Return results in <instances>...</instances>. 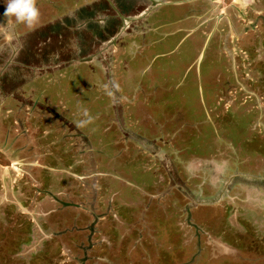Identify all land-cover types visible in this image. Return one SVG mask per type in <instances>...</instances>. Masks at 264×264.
<instances>
[{
  "label": "rangeland",
  "instance_id": "obj_1",
  "mask_svg": "<svg viewBox=\"0 0 264 264\" xmlns=\"http://www.w3.org/2000/svg\"><path fill=\"white\" fill-rule=\"evenodd\" d=\"M108 1L102 11L97 8L100 0H37L38 23L17 25L13 31L0 0V129L6 131L0 133V264H264V0H206L200 7L208 12L202 21L211 18L213 23L209 30H229L226 42L233 48L226 57L220 54L227 48L217 30L203 44L201 29L187 27L182 10L171 3L147 18L159 27L139 22L132 29L127 26L126 32L136 28L139 34H129L132 44H119L114 26L106 36L101 30H108L105 20L111 9L131 13L135 0ZM195 1L181 0L186 12L199 9ZM142 31L149 33L145 38L151 46L138 53L145 45ZM11 45L13 50L7 52ZM95 73L104 74L107 85L95 82ZM111 76L124 77L117 86ZM130 100L139 103L133 102L132 110L145 117V133L126 115L124 106ZM236 117L239 124L245 121L249 133L244 141H249L252 157L258 155L254 161L261 162L260 170L246 164L253 158L232 137H220L216 150L223 161L214 163L213 153L212 162L204 159L202 170L193 159L181 162L177 157L181 152L186 158L194 143L193 154L204 155L213 135ZM140 139L169 142L168 149L162 145L146 150ZM28 142L35 146L27 148ZM97 146L104 151L96 158ZM106 150L114 154L115 165L133 166L126 175L133 181L131 189L106 176ZM14 158L18 161L13 166L22 163L17 172L9 165ZM182 164L190 173L180 174ZM200 171L195 180L191 173ZM205 183L212 184L207 193L202 190ZM189 188L192 195L201 190L196 196L206 206L207 216L199 212L197 219L215 217L216 225L224 217L214 237L226 244L223 254L229 262L206 252H211L214 237L211 243L197 239L213 227L195 218L194 201L191 212L184 208ZM110 191L121 193L122 199ZM111 195L119 198L115 206L120 214L109 212ZM63 201L69 204L59 208ZM16 204L25 208L19 211ZM97 213L108 222L125 218L124 227L133 224V237H124L115 223L101 230L104 220ZM143 216L157 220L148 229L151 237L138 235L139 229L148 234L141 225ZM235 223L241 231L230 232ZM24 234L30 239L23 244L17 240L13 251L12 239Z\"/></svg>",
  "mask_w": 264,
  "mask_h": 264
},
{
  "label": "flooded vegetation",
  "instance_id": "obj_2",
  "mask_svg": "<svg viewBox=\"0 0 264 264\" xmlns=\"http://www.w3.org/2000/svg\"><path fill=\"white\" fill-rule=\"evenodd\" d=\"M108 2L109 3V1L108 0H100V3L101 4H98V7H100L101 9L100 10H102V11H104L102 8H103V5L102 4H104L105 2ZM181 0H172V3L170 4V5H173V6H176V7H174L175 9H178V10H182V22L187 26V27H190V26H194L192 29H201V38H202V40H204V43L203 44H205V42H206V39L208 38V36H209V34L211 33V32H213V30L216 28V30L221 34L220 35V37L221 38H223L224 39V42H225V44H226V48H227V50H224V51H222V52H220V54L222 55V56H224V57H226V54H228V53H231L232 52V48L233 47H231V43L230 42H226V39H228L230 36H229V30L227 31V28L225 27V29H220V28H217L216 26H214L212 29H210L209 30V27H210V24H213L212 23V21H211V18H209V19H205L204 21H202V18H203V16H204V14L205 13H208V12H206L205 11V13H203V11L200 9V7L201 8H203L202 7V5H203V3L204 2H206L205 0L204 1H202V0H197V1H195V4H197V6H199V9L198 8H194L195 10L192 12L191 10H187V12H186V8H188L187 6H185L183 3H181L180 2ZM218 0H215L214 2H217ZM132 6H133V9H132V11H131V13L130 12H126V11H120V10H116L115 8L114 9H111L112 10V13L109 15V17H108V15H106L105 17H108V19L107 20H105V23H106V27L108 28V30L106 29V28H102L103 30H101V31H103L104 32V34H105V36H106V34H108V31L110 30L109 28H111L112 26H114L115 27V29H114V31H113V38H116L117 36H119V38H120V43L119 44H124V43H126V41L128 42V43H130V44H132L133 42L132 41H130V40H128V39H130V35L129 34H132V33H134V34H139V31L136 29V28H134L133 29V31L132 32H126L127 30H125L126 28H127V26H131L130 27V29H132L133 28V25H135V24H137V22H139L143 27H144V25H149V24H151V25H154V24H157V22H155V21H153L152 19H151V21L152 22H149V19H147L153 12H156L155 13V15L157 14V12H159L160 10H162L161 9V6L163 7V6H167L168 4H163V5H160V6H155V2L153 1V0H135V3L132 1ZM186 4V3H185ZM112 7H114V5L112 4ZM156 7V11L154 10L153 12H150L152 9H154ZM158 8V9H157ZM208 9V8H207ZM209 10H210V8H209ZM105 11H109V10H105ZM150 12V13H149ZM224 12V11H223ZM147 14V15H146ZM145 15V17H142V16H144ZM154 15V18L156 17ZM131 19V20H129V19ZM133 18H139V19H137V20H134ZM125 19H128L127 20V24L125 23ZM146 19V20H145ZM113 21V22H112ZM114 21H115V23H114ZM141 21H144V23H142ZM186 21H190V24H188L187 25V23H186ZM103 22H104V20H103ZM134 22H136V23H134ZM133 23V24H132ZM138 26V25H137ZM157 27H159V25L157 24ZM227 27H228V25H227ZM151 28V27H150ZM150 28H148L147 30L148 31H151L150 30ZM107 31V32H106ZM129 31V30H128ZM147 32V31H146ZM146 32H144L143 33V31H142V36H143V40H144V46L143 47H141V48H139V50H138V53H141V52H145V51H147L149 48H150V46H151V44H147L146 43V36L149 34H146ZM145 38V39H144ZM247 39V38H246ZM228 41V40H227ZM229 41H231L230 39H229ZM247 41V40H246ZM118 43V42H117ZM245 43H247V46H251V47H254L253 45H252V40H249V41H247V42H245ZM24 45V46H23ZM26 43H24V44H22L21 45V47H23V49H26ZM228 45H230V47L228 46ZM10 49L11 50H13V48H12V45L10 46V48H8V50H7V52H10ZM127 49H131V45H130V47H127ZM259 48L257 47V50H258ZM4 50V49H3ZM21 50V49H20ZM6 51V50H5ZM98 51V50H97ZM259 51V50H258ZM20 53H22L23 55H25L24 53V50H21L20 51ZM163 54V53H162ZM19 62V61H18ZM18 62H17V64H18ZM63 62V61H62ZM65 62V61H64ZM19 63H22L23 65H26L27 64V66H29V64L28 63H26L25 61H21V62H19ZM85 63V62H84ZM90 64H93V63H90ZM34 67H37V66H34ZM38 68H40V67H38ZM124 68V67H123ZM95 69V68H94ZM99 71V70H98ZM123 72H121V74H122ZM121 74H120V76H121ZM125 75V74H124ZM106 76L103 74V75H100V74H98V73H95L94 75H93V79L95 78L96 79V81L95 82H97V83H99L100 85H103V86H105V85H107L106 83H107V81H106V78H105ZM124 76H122L121 78H114L113 76H111L110 78H109V80H111V79H113V81L115 82V84L118 86V84L119 83H121L122 81H123V78ZM116 79V80H115ZM125 79V78H124ZM109 82V81H108ZM120 85V84H119ZM104 92H106L105 90H104ZM125 93V99H124V102L126 101V103H127V101H128V99L126 98L127 97V92H124ZM211 101H214V98L213 97H211V99H210ZM131 102H129V104L128 105H125L126 103H124V109H125V112H126V115H128V118H129V114L132 116V118H133V121L132 122H134V123H136L137 124V128L139 129V131H141V130H143L142 131V133H145V126H146V124H144L145 123V117L144 116H142L141 114H136L135 112H133V110H132V106H133V102H136V101H134V100H130ZM10 103V100L8 101V103L7 104H9ZM135 104H139L138 102H136ZM134 104V105H135ZM226 120V119H225ZM239 120H240V117L238 118V117H236L231 123H229V125L227 126L226 125V128L223 130L222 129V127H221V129H222V131H216V132H218V135L215 133V135H213L214 136V138H215V140L213 141V142H210L209 141V144H208V148H207V152L204 154V155H198V154H193V150H194V148L197 146L194 142V145L192 146V147H190L189 149H188V154L187 155H191V157H187V155H186V158L185 157H183V156H181L180 154H181V152L179 153V155L177 156V157H181L182 158V160H181V162H185V161H191L192 159H193V164L195 165V167L197 166V168H200L201 167V165H203L207 160H204V159H208V160H210L211 161V155L213 154V153H216L215 154V156H213V162L214 163H217V162H219V161H221L222 159L220 158V156L222 155V154H219V153H221V151L220 150H216V148L217 149H220L219 148V146H220V137L221 138H224V139H226L227 141L232 137L235 141L237 140V141H239V142H241L242 143V145H241V147H243L244 148V152L246 153V152H248V146H249V144L250 143H246V142H249V141H244V138H246V136L248 137V133H249V130H245L244 128H243V124L245 123V121L242 119L241 121H240V124H239ZM214 122H211V124H213ZM224 123H225V121H224ZM212 126V125H211ZM219 126V125H218ZM35 129V128H34ZM220 130V129H219ZM239 133L238 135L235 133L236 131ZM36 131V130H35ZM202 131H205V129L203 128V130ZM3 132H5L6 133V131H3L2 129H0V133H3ZM97 134H98V132H96ZM96 133H93L94 134V137H96L97 136V134ZM188 138V137H187ZM157 140V142H155L154 143V139H149V141L150 142H147V141H144V140H139L140 142L139 143H144V147L145 148H147L146 150H152V151H155V148H163L162 147V145H166V148L168 149V144H169V142L168 143H161L160 142V140H158V139H156ZM97 141H98V139H97ZM122 148H123V150L126 152V149L128 150V147L126 146V144L125 143H123V142H121V141H116ZM138 138H136L135 139V145H136V155L138 156V154H139V152H140V150H139V147H138ZM191 142H187V145L188 144H190ZM199 144H201V146L202 145H204V140H202V141H200V142H198ZM232 144H234L233 142H232ZM27 145H28V147L27 148H33V146H35V145H32L31 143H27ZM1 148V147H0ZM2 149V148H1ZM36 149V148H35ZM150 150V151H151ZM95 152H94V155H95V157L97 158V156L102 152V151H104V148L103 147H100V146H97V148L94 150ZM107 151V163H106V169H109L108 171L109 172H107L106 173V176H109L108 174H111V176L112 177H114V178H116V179H118V180H120V184H121V186H124V185H127L128 187H129V189H131L130 187L131 186H129V185H132V183H133V181L132 180H129V179H127V171H129L133 166H131V167H129L128 165H126V164H122V165H119V164H117V165H115L114 164V162H113V159H114V154H112V153H110L108 150H106ZM182 151V150H181ZM224 153L226 152V151H223ZM254 153V152H253ZM252 153V154H253ZM147 154H148V152H147ZM257 154H259V153H257ZM170 155V154H169ZM246 155H247V157L248 156H250V158H253L252 159V161H246V164H255L256 165V167H257V170H260V164H261V162H256V160L254 161V159H255V157L256 156H258V155H256L255 157H252V155H251V153L250 152H248V153H246ZM194 157V158H193ZM138 158H139V156H138ZM140 159V158H139ZM11 163L9 164L10 166H11V168L12 169H14L16 172H17V170L14 168V166H13V163L16 161H18V160H16L15 158L14 159H11ZM223 161V160H222ZM99 162V161H98ZM212 162V161H211ZM18 164H19V167H20V170H21V165H22V163H20V162H18ZM164 165H166V167H167V169H169L168 168V165H169V163H165ZM218 165H220V163L218 164ZM13 166V167H12ZM121 166V167H120ZM99 167H100V163H99ZM182 167H183V169L181 170V172H180V174H182V175H184V174H188V171H189V173H190V170H189V168L186 166V165H184V164H182ZM43 169V168H42ZM101 169V168H100ZM19 170V171H20ZM36 170H37V167H36ZM41 170V169H40ZM175 170V169H174ZM200 170H202V168H200ZM133 172L135 173V171H134V169H133ZM201 172L202 171H200L198 174L196 173V175H195V172H193V173H191L192 175L191 176H193L194 177V179L196 180L197 179V177H201L200 176V174H201ZM25 174V173H24ZM39 173H37V175H38ZM116 175V176H115ZM152 176H153V172H152ZM108 178H110V177H108ZM111 179V178H110ZM113 181V180H112ZM115 184H114V187H115V191H116V187H117V185H116V182L115 181H113ZM217 182V181H216ZM211 186H212V184H210V183H205L204 184V186H203V189L202 190H204L206 193H207V191H208V189H210L211 188ZM22 187V186H21ZM136 187H137V185H136ZM26 191H28V189L27 188H25V187H23ZM140 188H142V185H140ZM143 188H145V186L143 185ZM133 189V188H132ZM190 190H188V193L187 194H185L186 196H187V198L185 199L184 198V200H186V202H185V209H187V210H189L190 212H191V209H192V206L190 205V201L192 200V201H194L195 203H196V210H198V211H196L195 210V212H194V214H195V218L197 219V217H198V214H199V212H201L202 214H205V212L203 211V208L204 207H206V206H203V205H205V204H202V203H199L200 202V200L197 198V196H196V194L198 193V191H201L200 189H195L194 190V192H193V194L194 195H192L191 194V190H192V188H189ZM145 190V189H144ZM207 190V191H206ZM30 191V190H29ZM28 191V192H29ZM48 192V191H47ZM111 192V194H116V195H118L119 196V198L120 199H122L121 198V193H116V192H114V191H110ZM109 192V193H110ZM121 192V191H120ZM29 193H31V192H29ZM118 197H116V200H114L113 198H112V195H111V198H110V200H109V202H110V204H109V212L111 213V214H114L115 212H116V210L118 211L117 212V214H120V211L118 210V208H116V206H115V201L117 202V200L119 199ZM126 198V197H125ZM113 200H114V206H113ZM67 201H70V200H67ZM67 201H63V202H61V206L59 207V208H64L67 204H69ZM12 203H10V205H11ZM20 205V204H19ZM18 204H16V207H17V210H19V211H21L22 209H24L25 207H23L22 205H20L19 206ZM215 205H217V203L215 204ZM129 206V205H128ZM74 207V206H73ZM39 208L40 209H42L41 208V206H39ZM7 209H9V207H7ZM129 209H130V206H129ZM205 209V208H204ZM58 210V209H57ZM131 210V209H130ZM23 211H25V210H23ZM86 211H87V209H86ZM150 212V211H149ZM24 213H26V212H24ZM131 213V212H130ZM213 215H214V213H212ZM206 215V214H205ZM86 216V215H85ZM105 216L106 215H99L98 213H97V218L101 221V220H104V222L101 224V226H102V228H101V230L103 229V230H105V228H106V225L107 224H109V223H115V222H108V221H105ZM207 216V215H206ZM228 216V215H227ZM143 221H141L142 223H144V224H141V225H143L142 227L143 228H147V232H148V234H144V232L143 231H145V230H140L139 229V231H138V235H139V233H140V235H142L143 234V236H150L151 237V235L153 234L152 232H149L148 231V229L150 230L151 228H152V224L154 225V224H157L156 223V221L154 220V219H152L151 221H149V220H147L144 216H143ZM220 218H221V221L220 222H218V224H216L215 225V217H213L212 219L208 216L206 219H197V220H199V221H202V222H204V223H206V222H210L209 224V226H212L213 228H211V229H209V230H205L204 231V234H203V232H201V233H199V238L197 237V239L201 242V241H203L204 240V238H206L207 239V241L208 242H210V240H209V238L211 237V239L214 237V236H216V234H215V232L216 233H218V232H220V230L219 229H222L223 227H222V224L224 223V217H222V216H220ZM227 218H229V217H227ZM52 220H53V218H52ZM210 220V221H209ZM213 220V221H212ZM117 223H115V224H118L121 228H122V235L124 236V234L126 233H129V231L131 230V227L133 226V224L131 225V227H124V225L125 224H128L127 222H126V219L124 218H122V220H121V217H118L117 216ZM159 222V221H158ZM214 222V223H213ZM107 223V224H106ZM160 223V222H159ZM136 224V223H135ZM137 224H140V223H138L137 222ZM199 225L200 224H198V225H196L195 224V227H199ZM217 225H220L221 227H217ZM158 227H159V225H157ZM234 226L235 227H231V228H229V230H230V232L231 231H234V230H236V231H241V229L239 228V226L235 223L234 224ZM129 228V229H128ZM141 228V227H140ZM142 229V228H141ZM184 231V230H183ZM243 232V231H242ZM184 233V232H183ZM244 233V232H243ZM110 234L109 233H106V235H104L105 236V239L106 240H110L109 239V237H107V236H109ZM128 236H131V237H133L130 233L128 234ZM155 236V235H154ZM125 237V236H124ZM259 237V236H258ZM144 238V237H143ZM215 238V243H212L211 244V247H208V248H210L211 249V252L209 251V249H207L206 250V252L207 253H209L210 255H212V257H213V259L214 258H222V261H224V263H226L227 261L229 262V260L230 259H228V258H226V256H224V254L223 253H226L227 252V250H226V244L221 240V239H218L217 237H214ZM11 239V238H10ZM28 239H30L29 237H28V235L27 234H24V235H22V238L20 237V236H18L16 239H12V240H14V242H15V247L13 246L12 247V249H13V251H15V249L18 247V244H16V241L17 240H21L22 241V244H23V242L24 241H28ZM153 239V238H152ZM223 240H225V239H223ZM108 242V241H107ZM226 242H228L227 240H226ZM110 245H112L111 244V242H108ZM211 243V242H210ZM262 244V243H261ZM10 246V245H9ZM49 248V247H48ZM47 248V249H48ZM68 248V247H67ZM7 249H8V246H7ZM46 249V250H47ZM8 251H9V249H8ZM12 251V252H13ZM70 251V250H69ZM38 252L39 251H37V253H35V254H38ZM158 255V254H157ZM195 258V257H194ZM193 262V260H191V263ZM215 264H217L216 262H215Z\"/></svg>",
  "mask_w": 264,
  "mask_h": 264
},
{
  "label": "clouds",
  "instance_id": "obj_3",
  "mask_svg": "<svg viewBox=\"0 0 264 264\" xmlns=\"http://www.w3.org/2000/svg\"><path fill=\"white\" fill-rule=\"evenodd\" d=\"M6 5L3 15L7 17V23L13 31L17 25L33 27L40 18V9L37 0H4Z\"/></svg>",
  "mask_w": 264,
  "mask_h": 264
},
{
  "label": "water",
  "instance_id": "obj_4",
  "mask_svg": "<svg viewBox=\"0 0 264 264\" xmlns=\"http://www.w3.org/2000/svg\"><path fill=\"white\" fill-rule=\"evenodd\" d=\"M154 2H155V6H160V5H163V4H169V3H172V1H166V0H153ZM193 1V0H192ZM195 1V0H194ZM213 1H215V0H213ZM181 2V1H180ZM156 9V7L154 8V9H152L150 12H153L154 10ZM149 12V13H150ZM147 15V14H146ZM222 14H220V16H221ZM142 17H145V15L144 16H142ZM129 19V18H128ZM128 19H125V23L127 24V20ZM132 19V18H131ZM131 19H129V20H131ZM134 20H137V19H139V18H133ZM214 31H216V28L213 30V32ZM87 61V60H86Z\"/></svg>",
  "mask_w": 264,
  "mask_h": 264
},
{
  "label": "trees",
  "instance_id": "obj_5",
  "mask_svg": "<svg viewBox=\"0 0 264 264\" xmlns=\"http://www.w3.org/2000/svg\"><path fill=\"white\" fill-rule=\"evenodd\" d=\"M99 4H101V3H99ZM103 5V4H102ZM97 8H98V6H97ZM91 9H93V8H91ZM99 50V49H98ZM53 53V52H52ZM54 57H56L55 55H56V53L54 52L53 54H52ZM62 61H65V60H61V61H58L59 63H61ZM49 63H51V62H49ZM53 63V62H52Z\"/></svg>",
  "mask_w": 264,
  "mask_h": 264
},
{
  "label": "bare ground",
  "instance_id": "obj_6",
  "mask_svg": "<svg viewBox=\"0 0 264 264\" xmlns=\"http://www.w3.org/2000/svg\"><path fill=\"white\" fill-rule=\"evenodd\" d=\"M19 166V164H17V166L15 167V165H14V168H17Z\"/></svg>",
  "mask_w": 264,
  "mask_h": 264
},
{
  "label": "crops",
  "instance_id": "obj_7",
  "mask_svg": "<svg viewBox=\"0 0 264 264\" xmlns=\"http://www.w3.org/2000/svg\"><path fill=\"white\" fill-rule=\"evenodd\" d=\"M206 1V0H205Z\"/></svg>",
  "mask_w": 264,
  "mask_h": 264
}]
</instances>
